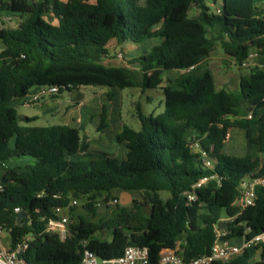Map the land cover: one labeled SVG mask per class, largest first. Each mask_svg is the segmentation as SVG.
Wrapping results in <instances>:
<instances>
[{"label": "trees", "instance_id": "16d2710c", "mask_svg": "<svg viewBox=\"0 0 264 264\" xmlns=\"http://www.w3.org/2000/svg\"><path fill=\"white\" fill-rule=\"evenodd\" d=\"M3 12L19 22L0 28V167L14 157L35 161L0 177V225L10 247L30 235L23 256L28 264H79L84 250L114 259L127 246L147 248L150 264L163 249L187 261L209 253L215 227L228 218L225 239L264 232V184L255 188L252 206L236 205L240 182L255 171L264 177V70L250 68L240 77L238 91L230 92L215 89L207 63L215 43L239 66L252 51L264 60V0H0ZM152 39L158 43L128 60L129 66L103 64L111 42L138 45ZM157 68L175 74L164 84L151 80L148 73ZM38 86H55L57 95L83 86L141 91L159 86L164 108L147 116L137 108L139 130L123 124L115 136L127 150L123 161L106 153L82 160L76 156L78 128L33 126L36 118L18 115L10 106ZM107 100L112 101L111 93ZM105 120L103 106L96 131L108 128ZM234 128L244 135L241 156L223 151L226 133ZM194 141L209 152L212 169L203 168L191 152ZM212 175L217 180L188 204L182 193ZM113 191L138 192L144 204L135 211L117 204L113 221H91L97 198L104 194L107 204L118 199ZM161 191L169 196L160 198ZM82 196L88 197L86 215L75 216V207L70 209L65 240L47 233L52 209ZM16 207L29 219L17 223ZM103 230H111L110 241L96 236ZM213 264H264V245Z\"/></svg>", "mask_w": 264, "mask_h": 264}, {"label": "rangeland", "instance_id": "374dc122", "mask_svg": "<svg viewBox=\"0 0 264 264\" xmlns=\"http://www.w3.org/2000/svg\"><path fill=\"white\" fill-rule=\"evenodd\" d=\"M9 1V0H4ZM190 15L194 14V10H191ZM19 22V19L15 16L7 15L6 13H1L0 15V28H15ZM157 39H152L143 42L142 44L132 45L125 44L122 46H116L114 42L109 46V56L105 58L103 64L105 66H129L128 60L141 56L142 54L147 53L150 48L157 44ZM3 49V45L0 42V50ZM209 69L213 75V81L216 90L225 89L230 92L238 91L239 79L243 75H247L250 71V68L257 66L264 70V60L260 55H256L249 62L248 65L243 67L236 64L231 58L227 57L222 53L219 49L217 43L213 46V50L210 52L209 59L207 61ZM133 68H137V65H133ZM174 72L163 71L161 68H157L148 73V77L151 80L160 79L163 84L165 83L167 78H170L174 75ZM112 94L113 98L119 99L121 104V116L124 123L135 130L140 129V121L137 117V108H139L144 115H149L153 111L155 114H159L163 111V102L164 96L162 90L159 86L152 89H145L141 91L139 89L134 88H126L124 90L118 89H109L105 87H91V86H83L78 89H73L67 91L63 89L61 91L62 100L61 105L70 104L73 107H78L83 103H88V100L93 99L90 104H96L99 99H106L107 94ZM69 94H72L73 102L68 99ZM76 101V102H74ZM98 104V103H97ZM30 107H15V111L17 114L24 112L25 114H30L32 111ZM54 122H43V121H34L31 123L33 126H51L54 125ZM9 144L13 145V139L9 141ZM224 153L227 155H236L239 156L245 151V139L243 132L239 129H233L230 133V137L225 141L223 147ZM34 159L29 156L23 157H14L8 159L2 163L0 167V177L9 169L14 168H24L26 166H30L34 163ZM123 192L113 191L111 193L112 197H117L118 202L116 204L112 203V200L105 204L103 210L98 212L97 216L94 218H90L93 222H111L115 219V211L117 210L116 205L126 207L128 210L135 211V207L140 204H144V200L141 198V195L138 192H127L129 195H121ZM121 196V197H120ZM159 196L162 199H166L169 196L168 192L161 191L159 192ZM105 195H101L97 198V201L100 203L103 202ZM72 199L77 200V205L73 209L72 213L76 215H86L85 210L83 209L84 203L87 201L88 197L82 196L80 198ZM120 202L124 203V205L120 204ZM98 204V207L100 205ZM142 212L145 216L149 213L148 204L142 206ZM120 231H123L120 228ZM8 232L5 231L0 239L3 245L9 243ZM97 237L104 239L106 241L111 240V230H103V232H99L96 234ZM258 256L256 255L254 260H257Z\"/></svg>", "mask_w": 264, "mask_h": 264}, {"label": "built area", "instance_id": "2783aa9c", "mask_svg": "<svg viewBox=\"0 0 264 264\" xmlns=\"http://www.w3.org/2000/svg\"><path fill=\"white\" fill-rule=\"evenodd\" d=\"M257 54L255 51L249 53L246 61L241 66L245 67L248 62ZM30 95H26L23 100L28 105H36L42 99L49 98L58 94V88L55 86H38L33 88ZM250 118V116H248ZM229 131L226 133L225 141L229 138ZM193 154L197 155L201 166L205 169H212L214 161L209 152L203 149L198 141H194L189 145ZM256 171L247 175L239 186V197L236 205L240 209L252 206L256 200L255 188L264 184V177L255 176ZM217 180L216 176L202 177L191 185L190 189L182 193V197L188 204L194 203L198 200L197 192L202 189L209 181ZM3 190V185L0 182V192ZM118 199H113L112 203L116 204ZM77 205V200L70 198L68 203L64 206H57L52 209V217L46 218L45 231L47 233L56 234L62 241L69 234L68 223L70 220V209ZM14 213L19 214L22 210L18 207L13 209ZM26 219L29 216L26 214ZM44 218H42L43 220ZM231 219H223L221 222H227ZM6 230L0 225V237ZM225 229L215 227L214 240L207 255L198 256L190 260H183L179 254L174 250L163 249L156 264H213L215 262L227 263L239 257L247 249L255 246L264 245V232L258 233L246 239L241 237L236 240L225 239ZM30 235H25L19 238L17 242L10 247V245H3L0 239V264H28L24 259V254L28 249ZM9 244V243H8ZM79 264H150L149 252L147 248L127 246L122 255L114 259H99L95 253L90 250H84Z\"/></svg>", "mask_w": 264, "mask_h": 264}, {"label": "crops", "instance_id": "0c3cea01", "mask_svg": "<svg viewBox=\"0 0 264 264\" xmlns=\"http://www.w3.org/2000/svg\"><path fill=\"white\" fill-rule=\"evenodd\" d=\"M116 46L118 45L116 44ZM33 91L31 89L27 96ZM68 99L73 102L72 94H69ZM93 99L88 100V103L82 101V105L78 107H73L70 104L63 106L61 105V101L63 102L62 95L59 94L56 98L53 96L44 98L36 105L24 103L23 98L15 99L10 102V106L14 109L17 106L30 107L32 109L30 114L27 115L21 112L18 115L34 117L36 118L35 121L54 122V125H67L78 128L80 130V147L76 155L77 158L92 160L99 158L100 153H106L121 162L125 159L127 150L124 143H119L115 139V136L121 132L123 124H125L120 115V98L117 100L113 98L112 101H108L107 98L104 100L99 99L98 104H90L91 101H94ZM103 106L106 107L105 122L108 123V128L96 131ZM151 114L156 115L154 111ZM232 130H229V134ZM243 154L244 152L241 155ZM8 245L7 243L6 246Z\"/></svg>", "mask_w": 264, "mask_h": 264}, {"label": "water", "instance_id": "95a60500", "mask_svg": "<svg viewBox=\"0 0 264 264\" xmlns=\"http://www.w3.org/2000/svg\"><path fill=\"white\" fill-rule=\"evenodd\" d=\"M121 195H129L127 192H123L121 193ZM121 197V196H120ZM120 204L124 205V203L120 202ZM105 206V203L102 202L100 203L99 207H98V212L103 210V207ZM26 217V213L24 211H21L19 214H17V223L22 222V220ZM219 228L221 229H225L226 228V223L225 222H221L219 224Z\"/></svg>", "mask_w": 264, "mask_h": 264}]
</instances>
